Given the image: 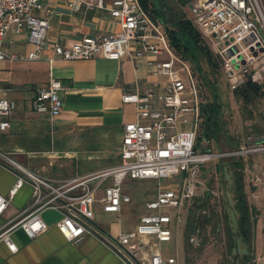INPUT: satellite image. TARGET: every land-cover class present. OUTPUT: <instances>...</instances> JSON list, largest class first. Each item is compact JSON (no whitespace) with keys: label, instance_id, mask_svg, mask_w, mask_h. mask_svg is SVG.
Listing matches in <instances>:
<instances>
[{"label":"built area","instance_id":"obj_1","mask_svg":"<svg viewBox=\"0 0 264 264\" xmlns=\"http://www.w3.org/2000/svg\"><path fill=\"white\" fill-rule=\"evenodd\" d=\"M82 5L91 10L109 8L119 30L103 37H86L71 46L56 45L50 63L56 58L121 60L149 56L153 74L164 81L143 93L123 95L124 102L136 106L137 120L124 126L120 164L97 176L57 185L18 166L0 151V159L16 169L17 177L9 195L0 194V216L26 182L33 187L29 207L0 226V243L12 254L17 253L20 248L13 238L15 231L22 229L30 240L37 239L47 229L41 214L52 208L62 216L57 228L74 244L95 236L126 264H179L177 257H165L160 245L173 241L175 225L186 223L179 210L195 196L201 164L225 157L261 158L251 172L250 197L263 204L264 213V134L236 149L200 151L197 143L204 122L203 87L191 65L171 45L163 19L146 9L142 0H112L110 4L106 0H70V6ZM187 7L231 86L238 88L251 79L264 89V0H188ZM38 12L45 15L38 16ZM52 14L45 9L44 0H0V63L41 59L48 46ZM24 29L32 50L27 55L9 53L7 37ZM65 89L51 71L47 85L36 89L34 109L53 118L60 116L64 108L61 92ZM15 109L16 103L0 87V133L10 128ZM178 175L181 181L177 186L160 188L157 199L146 203L148 212L141 215L135 229L114 238L93 223L96 204L105 213H121L123 203L131 202L132 197L125 192L129 179L160 182ZM145 238L154 239L148 257L141 253Z\"/></svg>","mask_w":264,"mask_h":264},{"label":"crops","instance_id":"obj_2","mask_svg":"<svg viewBox=\"0 0 264 264\" xmlns=\"http://www.w3.org/2000/svg\"><path fill=\"white\" fill-rule=\"evenodd\" d=\"M111 1L106 0V3ZM44 7L53 12L44 56L33 61L0 63V87L16 103L10 128L0 133V151L18 166L62 185L97 176L120 164L124 126L137 120L136 106L124 102L123 95L143 93L164 79L153 74L149 56L121 60L56 58L50 63L56 45L71 46L86 37H103L118 31L119 26L112 21L109 8L91 10L84 5L76 8L70 6V0H44ZM37 15L44 16L45 13L38 12ZM6 48L9 53L27 55L32 50L28 31L10 33ZM51 71L66 88L61 92L63 112L55 118L37 112L32 103L36 89L47 85ZM210 143L205 144L206 149H211ZM253 158L262 162L259 157ZM15 171L0 159V194L9 195L17 179ZM247 177L250 195L253 190L251 176ZM179 182L171 183L169 187L177 186ZM132 184L130 179L126 182V193ZM158 184V190L167 188ZM32 201L33 187L26 182L5 214L0 216V226L23 212ZM95 211L93 223L114 238L120 232L135 229L142 215L133 198L129 203H123L121 213H105L100 204H96ZM103 215H108L106 221L101 220ZM41 216L47 229L37 239L30 240L22 229L13 234L20 248L17 253L12 254L6 244L0 243V264H126L95 236H87L79 244L68 241L57 228L62 217L58 211L48 208ZM177 227L184 228V225H175L174 238ZM142 242V257H148L149 245L154 239L145 238ZM168 245H160L163 255L177 257L168 250Z\"/></svg>","mask_w":264,"mask_h":264},{"label":"rangeland","instance_id":"obj_3","mask_svg":"<svg viewBox=\"0 0 264 264\" xmlns=\"http://www.w3.org/2000/svg\"><path fill=\"white\" fill-rule=\"evenodd\" d=\"M157 1L161 3L171 20L179 16L190 19L191 13L181 0ZM204 40L209 45L205 38ZM218 61L217 67H210L205 62L202 64L204 74L212 85L216 86L218 92L217 105L220 107V113L215 123L216 134L210 140L211 151L215 153L248 145L264 134V89L261 88L263 94L257 95L254 102L243 101L236 93L238 88H233L228 82L221 62L219 59ZM188 63L194 75L198 76V81L203 82L204 105H211L214 96L213 86L207 85L194 65ZM205 117L203 115V118ZM205 129L203 124L199 134L203 135ZM205 144L201 146L198 143V149L200 151L206 149ZM232 161L234 159L225 157L200 165L195 196L186 202L182 210H179L186 223L183 224L184 228L177 227L174 242L168 245V250L177 255L180 264H238L243 263L244 259H246L244 264H264L263 204L252 200L248 192L247 176H251L256 161L253 156L242 159L244 168L238 170L233 166ZM238 176L243 178L246 199L252 211L253 233L250 234L249 242L236 235L239 217L237 211L239 194L236 184ZM180 180V175L155 183L150 180H131L132 187L127 191L137 202L141 214H146L148 212L146 203L157 199L158 183L160 186L169 187L171 183ZM193 210L197 211L198 221L195 224L196 230L187 237L186 228ZM176 213L177 210H174V214ZM106 216L108 215H103L101 220L106 221ZM235 235L238 237L236 242Z\"/></svg>","mask_w":264,"mask_h":264},{"label":"trees","instance_id":"obj_4","mask_svg":"<svg viewBox=\"0 0 264 264\" xmlns=\"http://www.w3.org/2000/svg\"><path fill=\"white\" fill-rule=\"evenodd\" d=\"M183 5H187L188 0H181ZM142 3L148 10H152L158 17L162 18L169 35V39L173 48L181 54V56L194 65L196 70L200 73L202 78L206 81L207 85H212L204 74L203 63H207L210 67H217L219 65L218 58L213 54L210 46L205 42L204 36L195 27L191 18L185 16H179L174 19H170L166 10L161 3L157 0H142ZM152 3V5L150 4ZM198 78V76H197ZM199 79V78H198ZM203 85V82L200 83ZM214 90L213 101L211 105L203 104V124L205 125V131L203 135L199 136L198 143L203 146V143L210 142L211 138L215 136V123L220 113V107L217 105L218 92L215 85H212ZM261 86L254 83L251 79H248L242 86L238 87L236 93L245 102H254L257 95H262ZM264 132V131H263ZM197 143V144H198ZM233 166L238 170L244 168L242 160L232 161ZM240 175V174H239ZM237 192H238V206L239 217L237 220V235L244 241L250 240V234L252 230V211L246 199L244 191V183L242 176H238L236 180ZM197 211L192 212L189 219V225L186 228V236L196 230L195 224L197 223ZM194 225V226H193ZM234 234V233H233Z\"/></svg>","mask_w":264,"mask_h":264},{"label":"flooded vegetation","instance_id":"obj_5","mask_svg":"<svg viewBox=\"0 0 264 264\" xmlns=\"http://www.w3.org/2000/svg\"><path fill=\"white\" fill-rule=\"evenodd\" d=\"M236 235H237V234H236ZM236 235H235V240H234L235 242H236V240L238 239V237H237L238 235H237V236H236ZM240 263H241V262H240ZM243 263H246V259H244ZM238 264H239V263H238Z\"/></svg>","mask_w":264,"mask_h":264},{"label":"water","instance_id":"obj_6","mask_svg":"<svg viewBox=\"0 0 264 264\" xmlns=\"http://www.w3.org/2000/svg\"><path fill=\"white\" fill-rule=\"evenodd\" d=\"M203 146H204V143H203ZM203 150H206L205 148H203ZM208 150H210V149H208ZM239 264H244V263H239Z\"/></svg>","mask_w":264,"mask_h":264}]
</instances>
